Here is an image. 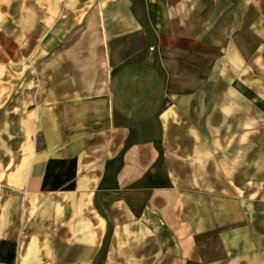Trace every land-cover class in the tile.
Wrapping results in <instances>:
<instances>
[{
    "label": "crops",
    "instance_id": "obj_1",
    "mask_svg": "<svg viewBox=\"0 0 264 264\" xmlns=\"http://www.w3.org/2000/svg\"><path fill=\"white\" fill-rule=\"evenodd\" d=\"M0 264H264V0H0Z\"/></svg>",
    "mask_w": 264,
    "mask_h": 264
},
{
    "label": "trees",
    "instance_id": "obj_2",
    "mask_svg": "<svg viewBox=\"0 0 264 264\" xmlns=\"http://www.w3.org/2000/svg\"><path fill=\"white\" fill-rule=\"evenodd\" d=\"M74 164L73 160L70 161V167ZM72 176V174H71ZM48 177H49V172L46 173L45 177H44V181H43V185L42 187H46L47 186V180H48ZM49 189L51 190H56L58 188H62V189H70L73 187V183H69L65 186H62L60 181L58 182L57 181V178L53 179L52 183L50 185H48Z\"/></svg>",
    "mask_w": 264,
    "mask_h": 264
}]
</instances>
